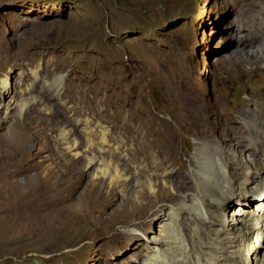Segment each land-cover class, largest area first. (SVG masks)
Returning <instances> with one entry per match:
<instances>
[{"label":"rangeland","instance_id":"374dc122","mask_svg":"<svg viewBox=\"0 0 264 264\" xmlns=\"http://www.w3.org/2000/svg\"><path fill=\"white\" fill-rule=\"evenodd\" d=\"M246 3L251 5L247 7ZM262 9L264 1L261 0H0V84L7 79L6 89H9L7 92L0 86V264H144L152 253V247L165 249L166 241L161 239L163 234L159 231L166 229L162 224L166 223L169 215L167 208L173 205L175 209L187 207L179 199L176 202L170 199L180 195L191 197L193 189L182 194L176 193L171 184H163L151 192L156 199L150 196L152 202L149 205L148 198L137 194L140 187L131 177L136 165L126 160L132 144L117 142L110 136L108 144L104 145L108 153L101 155L104 157L98 163L88 165L86 159L93 155L87 150L88 143L84 138L82 141V131L94 130L96 138L91 147L95 149L101 141L98 130L104 129L110 135L130 115L154 113L160 122L167 123V126L164 123L161 126L166 130L174 129L176 133L175 143L179 149L169 157L172 165L169 172L183 171L189 180L187 185H191L195 166L200 163V151L218 146L215 137L209 136V131L196 124L180 130L176 126L175 122L179 123L176 98L190 99L204 105L213 119L222 123L228 119L233 121L232 126L241 129L240 147L232 151L230 158L245 164V146L248 144L245 140L262 144L256 134L264 135V34H259V28L264 26ZM261 29L264 32V27ZM255 34L257 38L250 40L254 47L249 48L248 54L245 41ZM55 77H59L61 82L57 95L47 91L48 83ZM78 95L86 98L87 104L82 103L86 108L80 116L71 117L73 112L70 109L79 105ZM100 105L108 111L116 110V114L107 111L108 115H94ZM65 109L69 111L65 112ZM59 114L62 118L58 120L63 119L64 123L54 126V132L43 131L44 135H50L53 145L59 139L60 131H75L70 143L80 145L81 149L67 151L68 154L64 155L71 158L74 152H82V161L86 165L81 163L83 178L71 186L74 189L70 190V196L56 192L54 198L48 193L40 200L25 190H30L35 179L31 174L37 171L35 168L42 164L48 153L27 156L24 148L34 149L32 136L31 133L25 134L30 143L25 138L19 141V129L23 126L28 128L27 123L31 124L32 118L44 119V122L50 118L49 115ZM74 120L78 122L74 123ZM248 123L255 126L245 130ZM147 125L149 133L156 134V126ZM119 143L121 147H118ZM161 144L167 146L173 142L161 140ZM21 151L24 155L20 154ZM75 154L72 158L77 157ZM250 159L264 162L263 157ZM42 166L47 169L50 164L44 162ZM116 166L119 173L124 172L123 180L113 178ZM28 169L32 171L30 174H26ZM104 170L107 173L103 190L89 187ZM48 176L49 181L55 180L58 187L66 184L52 174ZM49 186L51 184H47ZM127 192L135 198L137 214L131 213L132 206L121 210L120 199L128 196ZM214 194L219 197V193ZM85 196L87 199L84 201ZM91 197L96 200L94 203ZM258 197L264 200V190L263 194L253 197L245 194L242 197L232 194L225 197L221 210L216 208L224 220V229L218 226L214 229L223 231L239 226L236 218L242 216L241 207ZM236 198L238 202H235ZM98 200L102 202L98 204ZM57 203L64 206L63 211L54 207L58 206ZM50 209L53 210L50 212ZM233 209H236L234 215ZM44 210L49 211L46 213ZM155 212L157 218L148 224ZM53 213L59 217L62 213L63 219ZM120 218H124V222ZM190 218L183 212L177 220L181 242H175L180 250L177 253L179 257H174L172 264H197L194 253L197 257L198 254L207 257L214 254L210 248L191 245L196 232L203 235L206 228L197 222L191 224ZM155 264L168 263L156 261Z\"/></svg>","mask_w":264,"mask_h":264},{"label":"bare ground","instance_id":"6f19581e","mask_svg":"<svg viewBox=\"0 0 264 264\" xmlns=\"http://www.w3.org/2000/svg\"><path fill=\"white\" fill-rule=\"evenodd\" d=\"M261 1H264V0H261ZM250 5H251V3L245 4V6H247V7ZM263 11H264V9H262V11H260V13ZM253 27L255 28L256 25H254ZM263 27L264 26L259 28L260 29L259 34L260 33L264 34V32L261 29ZM256 34L250 35L249 41L248 40L245 41V45L248 47V50H249L248 54H250L249 48L254 47V45L251 43L253 41H250V40L253 38H257ZM254 40H256V39H254ZM263 43H264V41H263ZM7 82H8L7 79H5L3 81V83L0 84V86L2 88L6 89ZM60 84H61L60 78L55 77V79L51 80L48 83L47 91H49L51 94L57 95L59 92ZM6 90H7V92L9 91V89H6ZM83 96L78 95L79 105H78V107H74V108L70 109V111L73 112L71 117H75V116L78 117L83 113V108L85 106L83 107L82 103H86V101H87L86 98ZM76 100H78V99L76 98ZM173 100H175V99H173ZM42 101L44 102V100H42ZM175 102L177 104V110L179 111L178 112L179 113V123L177 124L175 122L176 126L178 125V129L180 130L183 127L188 128L187 127L188 125L196 124L201 129L209 131L208 135L215 137L216 143L218 146V148H214V149L213 148H203L200 151V153H199L200 163L195 166L196 171L193 173V182L191 183V185H187L189 180L183 171L178 169V170H174L173 173L169 172V170L172 169L171 168L172 165L169 162V157L173 153L177 152L179 149V147L175 143L176 133H175L174 129L166 130L163 125L161 126L162 123H164V125L167 126V123H165L164 121L160 122L161 119L157 118L156 114H154V113L153 114L149 113V115H148V113L146 112V113H142L141 114L142 116H138L137 114L136 115L135 114L130 115L126 121H122L120 123L118 128H115L116 131H114L115 129L114 130L112 129V131H114V132L111 133L110 135L108 134V131H106L104 129L98 130L97 132L99 133V135L101 137V141H99L100 144L95 149L92 148L94 146V144H92L93 146L91 145V142L96 138V134L94 135V133H93L94 130L93 131L87 130L88 132L84 131V133L82 131V141L84 138L86 143H88L86 145L87 150L89 152H91V154L93 155V157L86 159L87 164L89 165V164H92L93 162L98 163L99 159L101 160V158L104 157V156L101 157V155H106L108 153L107 151H105L106 146L104 147V145L108 142V140H107L108 137L113 136L115 139H117V142L118 141L119 142L126 141V144L127 143L132 144V151H131V153H129L130 151L126 153V160L129 163L136 165L135 170L133 172L134 175H132L131 177H133V179L137 181V184L140 187L139 191H137V194L139 195V197H142V198L144 197L146 199L148 198L149 203L152 202L151 198L153 197L154 199H156L155 198L156 195L154 196L151 194L154 192V190L160 188V186L163 184H167V185L171 184L172 188L175 189V191H177L176 193L179 192L182 194H186V193L192 191V189H193L194 195L191 197L186 196V195H183V196L180 195L179 197L176 196V197L172 198L170 196L172 198V199H170L171 202H176V200L179 199L180 202L183 203L182 205L187 204V207L181 206L180 208L175 209L173 207L174 206L173 205V206H169L167 208L169 210V215H168V218L166 219L167 220L166 223L162 224V227L164 226V228H166V229H164V231H159L160 234H163L161 239L166 241V247H165V249L158 248L157 246L152 247V253L149 255V258L146 260V262L144 264H155L156 261H158L159 263H162L163 261H165L168 264H172L173 258L179 257L177 255V253L180 250V248L178 245H175L176 244L175 242L176 241L181 242V240L179 239V235H178L179 234V228H178L177 220L179 219L180 214L183 212L185 213V215H189L191 217L190 218L191 224H192V222H197L198 224H202L206 228V232L203 235L196 232L195 240L191 242V245L192 246H204V248H208V249L210 248L214 253L213 256H211V257L203 256L200 254H198V257H197L196 256L197 254L194 253L197 264H264V200H261L260 197H258L256 199H251L250 200L251 203L245 204V207H241L240 211L242 213V216L240 218H236V221L239 224V226L229 227L228 229L223 230V231H218V230L214 229L215 226H218L219 228L224 229L223 228L224 220L221 216V213L217 212L216 208L221 210L222 204L225 202L224 201L225 197H227L230 194H232V196L238 195L241 197L244 194L252 196V197L255 196L256 194H258V195L263 194V190H264V162H261L260 159H258V160L252 159L251 160L250 158L251 157H257V158L263 157V160H264V135L262 133L256 134L257 140L262 141L263 142L262 144H257L256 141L245 140L246 142H248L247 146H245V164H243L241 162L233 161L230 157L232 155V151L234 150V152H235L240 147L241 140L239 139V134L241 133V129L240 128L237 129L234 126H232L231 124H233V121H230L228 119H226L224 123H222L219 120L213 119L211 117V115L205 110L204 105H202L198 101H192L190 99L177 97ZM62 106H64V105H62ZM61 108H63V107H61ZM40 110H41V108H40ZM36 111H38V109ZM54 111L55 110L53 109V112ZM68 111H67V109H65V112H68ZM107 111L108 110L106 108H104L102 105H100V107L97 109V111L95 110L94 115L95 114L98 115L99 113H103L102 115H104V114L108 115L107 114L108 112L110 114H113V113L116 114V110L115 111H108V112ZM39 113L40 112H38V114ZM163 113H165V112H163ZM61 114H59L58 116H54V115L50 116L49 115L50 118H48L44 122H43L44 119L43 120L41 119L42 120L41 121L38 118L36 120H34L32 118V123L31 124L27 123L28 128H26V126H23V128L19 129L20 132L17 131L18 129L16 130L17 132H19L20 137H21V140H19V141H22L25 138L26 133H31L30 134L32 136L31 141L33 140V145H32L33 147L32 148H34V149H31L28 146H27L28 148L25 147L24 152L26 151L25 154L27 153V156H28V154L33 156L34 154H38L41 152H47L48 153L47 158L43 159L41 163L43 164L44 162H48V164H50V167L46 169V167H43L42 164H40L37 168H35L37 171H35L34 173L31 174V176L33 175V177H35V179L33 180V184L31 186L30 190H28L26 192V190L24 189L25 193H31V195L29 194L30 196H32V197L35 196L36 198H39L40 200L44 196H46V194H48V193H50L49 195L51 197H54V195H56L55 194L56 192H62V194L64 192L65 196H70L71 193H69V192H72L74 189V188L72 189V187L77 184L76 182L79 183V181L82 180V178H83V172L84 171H82L80 169V165L84 161L83 160L84 154L82 155V152H80V154H77V153L75 154V152H74V154H75L74 157L77 156L76 158H72L74 155L73 153H71V154H73L71 158H66L65 157L66 155H64V153L68 154L67 151H69V152L75 151V150L80 148V145H75V143L74 144L70 143L72 137L76 134V132L75 131H68L67 132V130L66 131L62 130V131H60V133L58 132L59 133V136H58L59 139L57 141H55L53 145L51 144L52 142L50 143V140H49L50 135L49 136L46 135L47 137L44 135L43 131L46 130V131L54 132L56 126L64 123V122H62L63 119L58 120V118H60V117L62 118ZM147 115H148V118H147ZM63 118H64V116H63ZM175 118L177 119V117H175ZM165 120H167V119H165ZM69 121L71 122L70 117H69ZM77 122H78L77 120L76 121L74 120V123H77ZM147 123H151V124H154L156 126V129H155L156 134H154V132L149 133ZM65 124H68V123H65ZM40 126H41V128H40ZM254 126H255V124H252V123L245 124V130L249 127H254ZM160 128H161V130H160ZM56 132H57V129H56ZM80 132H79V134H80ZM17 136H18V134H17ZM77 137L79 138V136H77ZM27 138L28 137H26L25 139H27ZM158 138H160V139H158ZM51 140H52V138H51ZM161 140H168L170 142H173V144H168L167 146H162ZM27 141H28L27 143H30L28 139H27ZM22 143H25V142H22ZM79 144H81V143H79ZM128 145H130V144H128ZM118 147H121V144H120V146L118 145ZM220 148L225 149V151L220 150ZM128 149H130V147ZM17 151H20V150L18 149ZM34 151H35V153H33ZM20 154H23V152L21 151ZM97 154H98V156H96ZM117 155L118 154L116 153V156ZM121 155H123V154H121ZM67 157H69V156H67ZM115 160H116V158H115ZM123 160H125V159H123ZM14 163H16V162H14ZM18 163H19V161H18ZM83 163H85V162H83ZM83 165H86V163ZM83 165H81V167ZM122 165L124 166V164H122ZM120 167H121V165H120ZM29 169L27 170L26 174H30L32 172ZM114 169H115L116 174L113 175V178L115 180L122 178L121 180H123V178H125L123 175L124 172L119 173L117 171V166L114 167ZM106 173L107 172L105 170L101 171L100 177L95 179L92 183L89 182L90 184L88 186L91 188H96L99 191H102L103 190L102 186H104V185L106 186V184H105L106 182L104 183V179H105L104 176L106 175ZM49 174H52V176L56 179L59 178V180L62 179V181L63 180L66 181L65 182L66 184H64L63 187L56 186L55 180L49 181V178H48ZM12 178H13V176H12ZM17 178H18V176H17ZM187 180H188V182H187ZM13 181H15V180H13ZM9 183H11V182H9ZM5 184L8 185V183H5ZM47 184H51V186L47 187ZM130 184H131V182H130ZM107 187H108V185H107ZM70 190H72V191H70ZM105 190H106V187H105ZM87 191H88V189H87ZM156 192H158V191H156ZM128 193L129 192H127V194ZM214 193H219V197L216 198ZM57 194H60V193H57ZM62 194H60V195H62ZM111 194H112V192H111ZM16 195H18V194H16ZM174 195H175V193H174ZM30 196H26V197H30ZM97 196L100 197V195H97ZM102 196H104V195H102ZM125 196H127V195H125ZM125 196H124V198H125ZM150 196H152V197H150ZM61 197H64V196H61ZM124 198L120 199V204L122 207L121 210H123L125 207L132 206V212L131 211L130 212L131 213L135 212L136 211V208L134 206L135 198L132 195V193H129V195L125 199ZM13 199H14V197H13ZM45 199H46V197H45ZM86 199L87 198L85 196L84 201ZM91 199H92V197H91ZM6 200H7V198H6ZM32 200H34V198ZM49 200H51V199H49ZM52 200H53V198H52ZM89 200H90V198H89ZM92 200H90V201H92ZM185 200H187V201H185ZM36 201L38 202L37 199H36ZM79 201H82V200L80 199ZM84 201H82V203ZM90 201H89V203H90ZM94 201H96V200H93V203H94ZM163 201H165V200H163ZM167 201H169L168 198H167ZM101 202H102V200L99 201L98 204H100ZM235 202H238L237 198H236ZM160 203H162V201ZM242 203H244V202H242ZM42 204H44V203H42ZM51 204L54 205L53 203H51ZM102 204H104V202ZM169 204H170V202H169ZM40 205H41V203H40ZM57 205H58V203H57ZM135 205H136V203H135ZM146 205H147V203H146ZM149 205H151V203ZM100 206H102V205H99L98 207H100ZM38 207H39V205L38 206L36 205V208H38ZM54 207H58L57 210L60 212H61V210L63 211V209H64V206L62 204H59L58 206L55 205ZM75 207H77V205ZM19 208H21V207H19ZM32 208H33V206H32ZM69 208H70V206H69ZM152 208H154V207H152ZM41 209H42V207L40 208V210ZM86 209H88V208H86ZM129 209L131 210V208H129ZM139 209H138V211H139ZM52 210L50 209V212ZM242 210H244V211H242ZM75 211H77V210L75 209ZM235 211H236V209L232 210V215L235 214ZM7 212H9V210ZM35 212H37V211H35ZM39 212H41V211H39ZM90 212H92V211H90ZM156 212L154 214H151L153 217L148 221V224L152 223L157 218V216H155V215H157ZM69 213H71V212H69ZM75 213H77V212H75ZM45 214H43V215H45ZM123 214H125V213H123ZM53 215H55V214L53 213ZM59 215L56 214L55 216L59 217ZM80 215H79V217H80ZM125 215H127V214H125ZM125 215H123V216H125ZM61 216H62V213H61ZM61 216L59 218H61ZM39 217H41V216H39ZM68 217H69V215L67 216V218ZM72 217H74V216H72ZM121 217H122V214H121ZM158 217L160 218V216H158ZM77 218H78V216H77ZM117 218H115V219L117 220ZM49 219H51V218L49 217ZM52 219H53L52 221L55 220L54 218H52ZM62 219H63V216H62ZM92 219H93V216H92ZM232 219H233V217H232ZM94 220H95V218H94ZM123 220H125V219L123 218ZM40 221H41V219H40ZM98 221H100V220H98ZM113 222H115V221H113ZM53 223H55V222H53ZM142 224H143V222H142ZM145 224H146V222H145ZM37 225H38V223H37ZM49 226H48V228H49ZM64 226L66 227V225H64ZM79 226H80V230H81V225H79ZM51 228L54 229L53 227H51ZM57 229H59V228H57ZM229 229L231 230V232H227V230H229ZM48 231L49 230H47L46 232H48ZM52 232H53V230H52ZM67 232L70 233L69 230ZM67 232H66V234H68ZM42 235H44V234H42ZM54 235H55V233H54ZM54 235H53V238L57 239V237H55ZM122 235H125V233L124 234L122 233ZM122 235H120V236H122ZM49 236H51V234H49ZM68 236H70V235H68ZM41 237H43V236H41ZM125 237H126V235H125ZM128 237H130V236H128ZM115 238H114V240H115ZM127 238H125V239H127ZM39 239H41V238L39 237ZM48 239L50 240V237ZM64 239L65 238H63V240ZM52 241H53V239H52ZM54 242L55 241H53V243ZM44 243L50 244L51 242L49 243L47 241V243L46 242H44ZM163 245H164L163 242H161L160 246L163 247ZM175 264H180V262H175Z\"/></svg>","mask_w":264,"mask_h":264}]
</instances>
